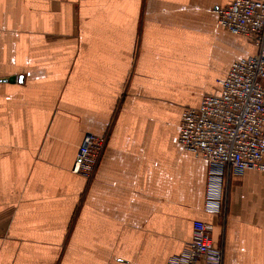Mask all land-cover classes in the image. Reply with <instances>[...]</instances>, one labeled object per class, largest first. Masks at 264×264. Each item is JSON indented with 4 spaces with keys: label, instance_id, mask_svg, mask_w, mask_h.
I'll list each match as a JSON object with an SVG mask.
<instances>
[{
    "label": "crops",
    "instance_id": "obj_1",
    "mask_svg": "<svg viewBox=\"0 0 264 264\" xmlns=\"http://www.w3.org/2000/svg\"><path fill=\"white\" fill-rule=\"evenodd\" d=\"M233 0H0V264H167L213 226L223 264H264V173L233 174L205 210L207 162L179 142L252 42ZM107 138L92 181L72 172ZM199 264H204L199 262Z\"/></svg>",
    "mask_w": 264,
    "mask_h": 264
},
{
    "label": "built area",
    "instance_id": "obj_2",
    "mask_svg": "<svg viewBox=\"0 0 264 264\" xmlns=\"http://www.w3.org/2000/svg\"><path fill=\"white\" fill-rule=\"evenodd\" d=\"M215 13L223 28L245 36L257 50L231 64L227 77L218 82V94L204 96L181 116V146L208 165L205 210L220 215L231 175L264 173V0H233ZM106 146V137L86 133L72 172L92 181ZM212 230L196 220L192 239L167 264H223L224 250L215 244Z\"/></svg>",
    "mask_w": 264,
    "mask_h": 264
},
{
    "label": "water",
    "instance_id": "obj_3",
    "mask_svg": "<svg viewBox=\"0 0 264 264\" xmlns=\"http://www.w3.org/2000/svg\"><path fill=\"white\" fill-rule=\"evenodd\" d=\"M16 81H22V77H17V76H12V77H9V78H0V83L1 82H9V83H14Z\"/></svg>",
    "mask_w": 264,
    "mask_h": 264
},
{
    "label": "rangeland",
    "instance_id": "obj_4",
    "mask_svg": "<svg viewBox=\"0 0 264 264\" xmlns=\"http://www.w3.org/2000/svg\"><path fill=\"white\" fill-rule=\"evenodd\" d=\"M233 2V1H232ZM230 33V32H229ZM242 36V35H241ZM245 37V36H244ZM73 167V166H72ZM77 175H79V174H77ZM81 176V175H80ZM223 214V213H222Z\"/></svg>",
    "mask_w": 264,
    "mask_h": 264
},
{
    "label": "bare ground",
    "instance_id": "obj_5",
    "mask_svg": "<svg viewBox=\"0 0 264 264\" xmlns=\"http://www.w3.org/2000/svg\"><path fill=\"white\" fill-rule=\"evenodd\" d=\"M235 35H237V34H235Z\"/></svg>",
    "mask_w": 264,
    "mask_h": 264
}]
</instances>
